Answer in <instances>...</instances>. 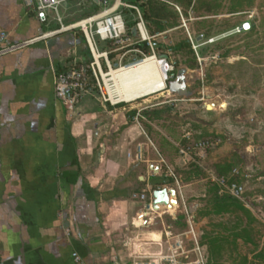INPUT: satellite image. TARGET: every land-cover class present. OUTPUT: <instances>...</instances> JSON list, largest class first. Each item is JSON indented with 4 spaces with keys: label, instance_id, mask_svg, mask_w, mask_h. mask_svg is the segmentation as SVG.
Here are the masks:
<instances>
[{
    "label": "crops",
    "instance_id": "crops-1",
    "mask_svg": "<svg viewBox=\"0 0 264 264\" xmlns=\"http://www.w3.org/2000/svg\"><path fill=\"white\" fill-rule=\"evenodd\" d=\"M80 1L60 6L63 24L92 5ZM53 16L40 24L24 0H0V264H126L162 243L160 234L142 229L137 239L118 228L126 217L146 228L135 219L148 216L141 201L151 203L165 169L145 152L140 162L127 157L136 144L126 136L137 126L123 106L90 95L67 111L55 95L58 73L84 53L77 31L57 30Z\"/></svg>",
    "mask_w": 264,
    "mask_h": 264
},
{
    "label": "rangeland",
    "instance_id": "rangeland-1",
    "mask_svg": "<svg viewBox=\"0 0 264 264\" xmlns=\"http://www.w3.org/2000/svg\"><path fill=\"white\" fill-rule=\"evenodd\" d=\"M154 1L175 12L163 20L161 31L156 28L160 21L158 18L152 19L149 26L145 24L152 45L148 54L139 49L138 52L129 51L133 44L143 42L137 34L135 38L124 37L123 42L118 44L105 45L99 42L98 48L101 52L113 54L112 58L109 57L113 70L148 56L164 60L168 67L165 87L150 96L129 103L120 101L111 107L130 105L126 113L133 110L140 113L142 109L159 111L153 122L143 120L151 127L154 140L158 137L156 133L167 135L168 128L173 129L176 135L192 129L206 137L219 138L220 143L206 151L196 165L207 173L206 176L212 182V177H216L210 171L213 163L234 160L238 164L235 168L241 173L238 199L259 221L262 233L258 239L264 244V0H191L184 7L178 1L185 4L186 0ZM109 2L105 7L92 4L80 10L76 21L87 18L84 16L88 13L93 16L102 12L111 7L115 0ZM162 14L160 12V16ZM125 16L133 19L129 13ZM245 21L249 22L250 29L235 32ZM75 31L82 40L81 31ZM230 31L234 32L225 35ZM199 36L201 39L197 41ZM125 38L130 40L126 41ZM185 39L190 42L192 54L185 50H172ZM81 42L82 52L86 56L88 50L84 37ZM159 55H166V58L160 59ZM190 63H194V68L189 67ZM106 71L110 72L108 69ZM111 76L108 74L106 79ZM177 77L184 84V91L170 92L168 85ZM106 83L109 93L115 97L114 82L107 80ZM94 95L102 100L99 92ZM104 103L111 105L109 101ZM205 104L212 106V114L204 112ZM130 122L137 129L130 130L126 136L128 144L134 147L141 142L145 158L157 159V149L142 134L143 125L134 117ZM135 130L139 131L140 138L136 137ZM184 176V173H179V180ZM208 179L182 182L183 201L177 196L178 205L172 209L161 207L156 212L144 207V204H150L148 197L142 199V210L149 213L142 223L147 225L146 228H135L131 217H126L123 225L118 228L119 232L124 231L130 238L135 236L138 239V236H143L141 230L144 229L160 234L162 243H152L155 247L153 250L136 252L131 256L132 261L126 264H205L204 251L198 241L200 228L207 221L203 219L194 223L191 211L205 201V183ZM166 181L165 173L161 170L156 181L157 188H175L172 182ZM137 190L141 193L142 187L138 186ZM179 216L184 218L178 220ZM135 220L137 224V218ZM182 223H185L184 227ZM249 260V264H264L257 262L251 254Z\"/></svg>",
    "mask_w": 264,
    "mask_h": 264
},
{
    "label": "trees",
    "instance_id": "trees-1",
    "mask_svg": "<svg viewBox=\"0 0 264 264\" xmlns=\"http://www.w3.org/2000/svg\"><path fill=\"white\" fill-rule=\"evenodd\" d=\"M121 1L138 6L144 22L146 25L148 24V26L151 22H153L151 21L152 19H160V21L156 24L158 31L163 29V20L167 17V15H172V13L175 12L173 9H169L166 6L158 5L154 0ZM178 2H180V4H182L181 6L184 7L189 4L191 0H186L185 4L182 3V1ZM120 12L122 14L126 30L123 37L135 38L137 33L135 31L136 20L134 12L125 8H120ZM160 12L163 13L161 16ZM128 13L133 16V19L125 16V14ZM88 15H90V13L86 14V16ZM105 45L112 44L108 42L105 43ZM154 45L156 46L155 43ZM130 49H139L146 54H148L150 50L145 41L133 44ZM172 50L175 52L185 50L189 54L193 53L190 42L187 39H185L182 43H178L172 48ZM112 55L113 54H108V58H112ZM86 57H90L89 52L86 53ZM159 58L165 59L166 55H159ZM194 66V63L189 64L190 68H194ZM66 68L67 66L64 67V69H61L59 73L65 71ZM150 95H146L138 99ZM129 106H124L122 110H126ZM203 110L208 115L213 112L206 109ZM135 112L136 111L133 110L125 114L129 122L134 117ZM158 112L159 111L153 109H142L139 113L140 117L138 118L139 122L144 127L146 136L157 149L158 153L164 158L169 157L168 162L173 167V171L177 177L179 173L185 174L183 179L180 178L182 182L190 183L192 180L199 178L204 179L206 177L208 179V176H206L207 173L205 174L195 162H189L181 166L175 163L177 148L174 142H181V137L186 131H192L195 134L196 139H209L212 137H206L202 133L198 134L192 129H187L181 134L176 135L173 129L168 128L169 133L167 135L156 133L158 137L157 140H154L151 136L153 133L151 127L146 125L144 121L148 123L153 122L156 120V113ZM191 126L195 128L194 124H191ZM237 165L238 164L234 160H221L213 163L210 171L216 177H224L227 184L234 183L236 185V191L238 192L240 189L238 181L241 173L238 171L237 174H232L233 169L237 168ZM172 181V179L167 178L166 182ZM137 183L140 187H143L144 185V183L139 181H137ZM205 187V201L201 205H196L191 211L194 223L203 219L207 221V223L200 228L201 233L198 241L199 246L204 251L205 264H249V254L253 255L257 262L264 263V244L261 243L260 239H258L262 233L259 221L237 197L226 192L220 193V187L213 181L211 182L208 179L205 183ZM183 218V216H179L177 219L179 220ZM184 226L185 223H182V227Z\"/></svg>",
    "mask_w": 264,
    "mask_h": 264
},
{
    "label": "built area",
    "instance_id": "built-area-1",
    "mask_svg": "<svg viewBox=\"0 0 264 264\" xmlns=\"http://www.w3.org/2000/svg\"><path fill=\"white\" fill-rule=\"evenodd\" d=\"M70 1L71 0H24L25 7L35 14V17L40 24H47L49 13H52L54 15L53 18L58 25L57 30L79 29L86 42L90 57L74 56L71 59L65 71L59 73L56 77L54 84L55 95L61 100L67 111H72L77 103H79L84 97L94 95L95 92H99L103 102L109 101L113 105L114 103H112L110 99L107 83L105 81V77L109 74L106 70H111L108 53L99 51L98 44L99 42H102L103 44L108 42L111 44L123 42V36L125 35L126 30L120 8H125L134 12L136 20L135 31L142 41H145L152 49L140 9L134 4L115 0V3L111 5V7L105 8L102 12L65 25L58 15V9L62 4H66ZM89 2L100 8L105 7L110 3L109 0H81L79 4L85 6ZM96 15H99V17L90 20V18ZM82 21H84V23L77 24ZM117 24H120V27L116 26ZM246 25H248V29H245ZM249 29V22L245 21L242 23L241 28L235 29V32H239L240 30L247 31ZM233 32L234 31H230L225 35H229ZM5 40L6 34L1 32L0 47ZM125 40L129 41L130 39L125 38ZM2 50L3 48H0V52ZM133 52H138V49H134ZM138 117H140L139 111L136 112L134 118L137 120ZM181 140V142H176L174 144L177 148V157L181 158L184 164L189 162L198 163V160L204 157L206 151L213 149L220 143L219 138L196 139L192 131H186L182 135ZM144 152L143 145L137 144L133 152L127 153V157L131 158L133 161L140 162L144 159ZM158 157L160 164L165 169L166 175L171 177L175 182V188L167 189H174L175 198L178 194L181 201H183L177 181L178 179L173 171V167L168 164L161 155L158 154ZM237 173L238 171L233 169L232 174ZM212 180L220 187V193L226 192L237 198L239 197L234 183L227 184L224 177H212ZM147 208L152 210L151 203ZM72 258L75 262H81V257L77 253H73Z\"/></svg>",
    "mask_w": 264,
    "mask_h": 264
},
{
    "label": "bare ground",
    "instance_id": "bare-ground-1",
    "mask_svg": "<svg viewBox=\"0 0 264 264\" xmlns=\"http://www.w3.org/2000/svg\"><path fill=\"white\" fill-rule=\"evenodd\" d=\"M99 15H96L90 20H94ZM84 23V21L77 24ZM116 26L120 27V24ZM248 25L245 26V29ZM168 67L164 66L161 60L156 59L153 56H148L141 61L122 66L117 69H111L109 72V79L115 84L116 96L113 97L110 94L112 103L131 102L140 97L150 95L152 93L161 91L165 87V80L167 78ZM212 107V106H209ZM172 207H167L172 209ZM143 216V215H142ZM141 216H137V224L141 225L143 222Z\"/></svg>",
    "mask_w": 264,
    "mask_h": 264
},
{
    "label": "water",
    "instance_id": "water-1",
    "mask_svg": "<svg viewBox=\"0 0 264 264\" xmlns=\"http://www.w3.org/2000/svg\"><path fill=\"white\" fill-rule=\"evenodd\" d=\"M201 37H197V41H199ZM164 66H166V63L164 60H161ZM180 78L177 77L174 81L170 82L168 85V89L170 92H183L184 91V84L180 82ZM210 105L205 104V108L207 110H211ZM142 179V177H140ZM152 201H151V207L152 210L158 212L160 210V207L166 206V207H172L174 205H177V201L175 198V190L174 189H167V188H157L152 191Z\"/></svg>",
    "mask_w": 264,
    "mask_h": 264
}]
</instances>
